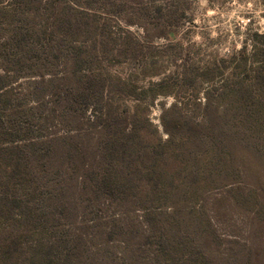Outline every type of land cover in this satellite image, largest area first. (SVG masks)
Masks as SVG:
<instances>
[{
    "label": "trees",
    "instance_id": "obj_1",
    "mask_svg": "<svg viewBox=\"0 0 264 264\" xmlns=\"http://www.w3.org/2000/svg\"><path fill=\"white\" fill-rule=\"evenodd\" d=\"M106 5L0 0V264H264V35L186 98L108 71L144 53Z\"/></svg>",
    "mask_w": 264,
    "mask_h": 264
},
{
    "label": "rangeland",
    "instance_id": "obj_2",
    "mask_svg": "<svg viewBox=\"0 0 264 264\" xmlns=\"http://www.w3.org/2000/svg\"><path fill=\"white\" fill-rule=\"evenodd\" d=\"M80 1L84 4L90 1L107 2L110 18L107 20L113 29L120 34H131L140 43L143 42L144 57L134 62L107 65L112 75L131 77L140 89L164 78L175 81L182 68L188 69L193 75L189 85L183 88L186 98L190 94L194 96V90L195 98H203L210 79L199 77L227 76L232 66L238 63V51L246 48L247 54L254 53L260 43L258 35H264V0ZM95 8L98 10V7ZM130 19L137 22L136 25H130ZM160 25L173 30L174 34L152 40L151 34ZM141 26L149 27L148 34ZM175 100L176 97L161 96L150 106L151 119L156 126L160 127V104L170 105ZM244 188V194L237 192L241 198L250 194L248 188ZM244 209L250 211L249 208ZM244 209L237 213L241 227L245 226L242 222L247 219Z\"/></svg>",
    "mask_w": 264,
    "mask_h": 264
}]
</instances>
